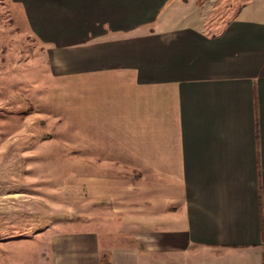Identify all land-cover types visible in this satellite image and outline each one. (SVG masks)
I'll use <instances>...</instances> for the list:
<instances>
[{"label":"crops","instance_id":"1","mask_svg":"<svg viewBox=\"0 0 264 264\" xmlns=\"http://www.w3.org/2000/svg\"><path fill=\"white\" fill-rule=\"evenodd\" d=\"M239 1L215 23L175 0H11L87 92L74 185L106 217L54 237L51 264H264V9Z\"/></svg>","mask_w":264,"mask_h":264},{"label":"rangeland","instance_id":"2","mask_svg":"<svg viewBox=\"0 0 264 264\" xmlns=\"http://www.w3.org/2000/svg\"><path fill=\"white\" fill-rule=\"evenodd\" d=\"M262 1L253 0L255 10L264 9ZM241 4L175 0L171 11L177 19L209 10L208 21L226 23ZM69 82L52 77L21 7L0 0V264H51L54 237L85 233L95 218L105 227L103 210L90 213L74 185L89 172L73 156L75 104L87 106V92ZM80 116L87 121V108Z\"/></svg>","mask_w":264,"mask_h":264},{"label":"trees","instance_id":"3","mask_svg":"<svg viewBox=\"0 0 264 264\" xmlns=\"http://www.w3.org/2000/svg\"><path fill=\"white\" fill-rule=\"evenodd\" d=\"M99 264H110L108 257L106 255H102L100 257Z\"/></svg>","mask_w":264,"mask_h":264}]
</instances>
